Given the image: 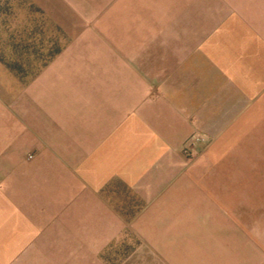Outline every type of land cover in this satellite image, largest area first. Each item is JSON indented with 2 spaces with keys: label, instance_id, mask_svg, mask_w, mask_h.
Here are the masks:
<instances>
[{
  "label": "crops",
  "instance_id": "1",
  "mask_svg": "<svg viewBox=\"0 0 264 264\" xmlns=\"http://www.w3.org/2000/svg\"><path fill=\"white\" fill-rule=\"evenodd\" d=\"M28 2L66 40L0 96V264H264V0Z\"/></svg>",
  "mask_w": 264,
  "mask_h": 264
},
{
  "label": "rangeland",
  "instance_id": "2",
  "mask_svg": "<svg viewBox=\"0 0 264 264\" xmlns=\"http://www.w3.org/2000/svg\"><path fill=\"white\" fill-rule=\"evenodd\" d=\"M65 40L66 36L60 34L53 22L28 0H0V59L16 75V80L11 79L9 85L0 82V96L10 112H26V81ZM37 91L39 84H34V93ZM34 101L39 102V99L34 98Z\"/></svg>",
  "mask_w": 264,
  "mask_h": 264
},
{
  "label": "built area",
  "instance_id": "3",
  "mask_svg": "<svg viewBox=\"0 0 264 264\" xmlns=\"http://www.w3.org/2000/svg\"><path fill=\"white\" fill-rule=\"evenodd\" d=\"M209 141V136L205 133L194 132L192 135L188 137L186 140V149L192 147L198 143H206ZM33 154H29L28 157L31 158Z\"/></svg>",
  "mask_w": 264,
  "mask_h": 264
}]
</instances>
